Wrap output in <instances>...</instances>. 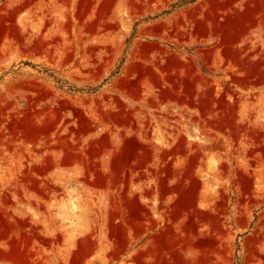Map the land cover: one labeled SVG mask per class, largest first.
<instances>
[{
    "label": "rangeland",
    "instance_id": "1",
    "mask_svg": "<svg viewBox=\"0 0 264 264\" xmlns=\"http://www.w3.org/2000/svg\"><path fill=\"white\" fill-rule=\"evenodd\" d=\"M0 264H264V0H0Z\"/></svg>",
    "mask_w": 264,
    "mask_h": 264
}]
</instances>
